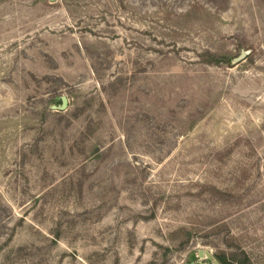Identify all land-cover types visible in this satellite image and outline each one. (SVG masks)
Returning a JSON list of instances; mask_svg holds the SVG:
<instances>
[{
  "label": "rangeland",
  "instance_id": "rangeland-1",
  "mask_svg": "<svg viewBox=\"0 0 264 264\" xmlns=\"http://www.w3.org/2000/svg\"><path fill=\"white\" fill-rule=\"evenodd\" d=\"M200 250L264 264V0H0V264Z\"/></svg>",
  "mask_w": 264,
  "mask_h": 264
},
{
  "label": "trees",
  "instance_id": "trees-1",
  "mask_svg": "<svg viewBox=\"0 0 264 264\" xmlns=\"http://www.w3.org/2000/svg\"><path fill=\"white\" fill-rule=\"evenodd\" d=\"M210 55V54H209ZM207 63L220 64L228 63V58L223 56H213L210 55L208 59L205 60ZM220 264H252L250 256L243 250L240 252H233L227 254L225 252H220L214 255ZM197 255L194 253L191 255V259L188 264H211L209 260L199 262Z\"/></svg>",
  "mask_w": 264,
  "mask_h": 264
},
{
  "label": "water",
  "instance_id": "water-1",
  "mask_svg": "<svg viewBox=\"0 0 264 264\" xmlns=\"http://www.w3.org/2000/svg\"><path fill=\"white\" fill-rule=\"evenodd\" d=\"M248 54H249V51H242L237 57L233 58L231 62L234 64L239 63L243 61L244 59H246ZM61 101H62L61 105H58V106L53 105L52 108L55 110H65L69 103L67 96L63 95L61 97ZM198 256L200 258V260H198L199 262H201V260L203 259H207L211 262V264H220L211 252L200 250L198 251Z\"/></svg>",
  "mask_w": 264,
  "mask_h": 264
}]
</instances>
